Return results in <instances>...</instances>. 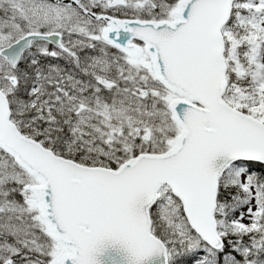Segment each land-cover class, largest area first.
Here are the masks:
<instances>
[{
    "label": "snow or ice",
    "instance_id": "1",
    "mask_svg": "<svg viewBox=\"0 0 264 264\" xmlns=\"http://www.w3.org/2000/svg\"><path fill=\"white\" fill-rule=\"evenodd\" d=\"M0 264H264V0H0Z\"/></svg>",
    "mask_w": 264,
    "mask_h": 264
}]
</instances>
